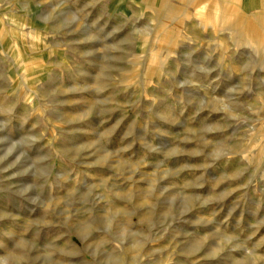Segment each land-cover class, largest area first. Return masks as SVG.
Returning <instances> with one entry per match:
<instances>
[{"label": "rangeland", "instance_id": "374dc122", "mask_svg": "<svg viewBox=\"0 0 264 264\" xmlns=\"http://www.w3.org/2000/svg\"><path fill=\"white\" fill-rule=\"evenodd\" d=\"M0 264H264V0H0Z\"/></svg>", "mask_w": 264, "mask_h": 264}, {"label": "bare ground", "instance_id": "6f19581e", "mask_svg": "<svg viewBox=\"0 0 264 264\" xmlns=\"http://www.w3.org/2000/svg\"><path fill=\"white\" fill-rule=\"evenodd\" d=\"M233 1H238V0H233ZM246 2V1H245Z\"/></svg>", "mask_w": 264, "mask_h": 264}]
</instances>
